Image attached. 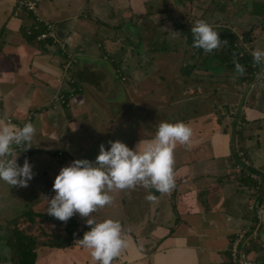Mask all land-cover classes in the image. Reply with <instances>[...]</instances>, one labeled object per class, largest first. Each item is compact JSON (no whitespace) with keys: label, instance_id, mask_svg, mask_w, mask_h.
Masks as SVG:
<instances>
[{"label":"crops","instance_id":"0c3cea01","mask_svg":"<svg viewBox=\"0 0 264 264\" xmlns=\"http://www.w3.org/2000/svg\"><path fill=\"white\" fill-rule=\"evenodd\" d=\"M149 1L38 0V14L54 24V35L39 39L37 31L28 32L36 29L35 13L17 14L18 0H0V122L22 126L30 121L36 129L29 144L13 146L12 155L21 152L17 163L27 158L33 165L32 181L43 172L38 190L50 198L55 175L73 159L93 160L99 144L107 147L109 140L134 147L139 139L151 138L161 121H183L192 134L189 143H177L173 150V185L167 192L139 183L113 188L111 202L90 213L96 221L111 218L122 225L127 243L111 264H233L230 249L240 236L248 256L264 264V84L246 89L243 76L231 80L221 74L227 80L220 83L209 75L207 86H192L187 98V79L176 74L171 77L176 83L161 81L160 75L149 88L148 37L142 29L149 21ZM130 38L133 43L127 42ZM99 47L103 60L98 59ZM76 51L80 55L70 65L68 54ZM217 58L212 57L210 66L196 61L192 68H217ZM159 66L166 68L165 63ZM214 81L220 85L214 87ZM172 85L181 86L177 94L162 88ZM149 90L160 106L167 103L172 111L157 114L159 105L142 100ZM61 93L68 95L69 104L53 102ZM178 101L181 106L174 109ZM228 105L233 107L226 111ZM238 116L240 129L234 123ZM240 151L249 160L243 169H237ZM5 183L0 203L10 206L4 211L0 205V211L10 213L15 204ZM148 192L156 199L147 200ZM78 215L69 219L76 216L87 231V218ZM82 235L62 239L61 247V240L41 243L34 264H99L81 245Z\"/></svg>","mask_w":264,"mask_h":264},{"label":"rangeland","instance_id":"374dc122","mask_svg":"<svg viewBox=\"0 0 264 264\" xmlns=\"http://www.w3.org/2000/svg\"><path fill=\"white\" fill-rule=\"evenodd\" d=\"M147 8L148 16L146 15L145 17L149 21H147L148 23H146V25H144L142 29H144V34L148 37L145 40V44H147L148 46V54L146 55V57L150 65L147 69H145V73L148 72L150 74V77L152 76L149 80V88H151V86L155 84L157 85V83L154 81L160 75H163L164 78L161 79V81L164 80L165 82L172 84L176 83V80L175 82L171 80L172 75L176 79V74H179L181 80L186 77L187 80H183V82L186 83L184 89L186 97L191 98L192 86H195L197 88L201 86L206 87V82H208L206 78L210 77L209 75L214 77L212 80L215 79L217 80V82L220 83L224 82L226 79L222 78L221 74L222 76L226 74L228 76V79L231 80L242 76H249V71L244 73L243 71H241L240 73L237 72L238 70L236 68V64H239L240 68H242L243 70L246 67L236 62V60L232 58L233 52L230 53L231 60H223V58H225L228 52L231 51L232 47V45H229L228 47L224 46L225 39H221L220 45L211 50L210 52H204L202 56H199L198 54H195V57L193 56L194 49L187 42L188 36L186 34V29L191 30V26L196 20L203 19L209 24H211L212 27L218 32V36L222 31L225 30L235 33L237 37L236 39L239 38V42L243 45V47H246L245 51L249 52L248 55L251 54L253 48L264 49V0H184V2H180L177 0H150L147 4ZM170 31H173L175 33L173 34ZM247 33H250V39L246 38ZM102 40H104V38ZM130 41L131 43H133V38H130L127 42L129 43ZM248 49H250V51ZM79 52L76 51L75 53H73L74 56L80 55ZM97 54L99 56L98 59H104V51L101 47L98 48ZM107 55L110 56V54L108 53ZM217 55H219V57L215 59V63L219 62V66L217 68H213V65L208 70L205 69L206 66L205 68L203 67L201 69L192 68L193 63H195L196 61L201 62L203 59V61L205 62L204 64L210 66V61H212V57H217ZM107 60H111V57ZM159 63H165L166 68H159ZM184 67L189 68L191 73H183L182 68ZM218 69H220V71ZM194 73H197L195 75H199L202 80L200 82L194 81L192 85V75H194ZM142 80L143 82H145L144 78H142ZM249 80L250 78H247L244 80L245 83L242 82L243 86L246 89H250V86L248 84ZM116 81L121 84L120 77H116ZM263 84L264 80L261 85L257 87L261 88ZM219 85V83L217 84L214 81V87ZM187 86H189L188 89ZM180 87V85H172L164 86L162 88H166V92L172 89L174 91L173 93L177 94L179 92ZM145 98L147 99V104L160 106L159 101L153 98V95L151 94L150 90L147 94L143 95L142 100H145ZM122 99H124V97H122ZM228 100H230V98H228L227 101ZM127 105L131 106V104ZM130 106L125 107V109H127L129 113L131 112ZM179 106H181L180 101L174 104V109ZM170 107L171 106H169V104L165 103L164 105L158 107L157 114H159L161 117L166 116L169 112L172 111ZM231 107H233V105H228L226 109L225 107L223 108L226 111H229ZM188 110H190V112L192 111V105L189 106ZM234 118V123H237L235 124L236 127L240 129V127L242 126V123H240V116ZM132 122H137V119L133 117ZM239 147L240 144L236 143V150ZM20 153L21 152H16V154H18L16 160L20 159ZM16 154H13L12 156L15 157ZM42 162L44 167L50 168L46 161ZM244 167L245 165H243V168ZM40 168V166H37L38 172H40ZM42 173L43 172H41V174H38L39 177H35V181H29L26 187L12 186L5 183L7 187L4 188L10 189L9 200H11L15 204V207L12 209L13 212L10 213L0 211V264H19L17 260L18 256L14 255V247L12 249L11 240L12 236L14 237L13 242L19 239L21 240L26 238L21 237L17 229L18 226L22 227L25 224L29 223L28 215L26 212L24 214V210H31L32 214L30 216H33V218L36 219L34 222V227L32 224V226H30L31 228L28 227L29 229L28 232L26 231V233L30 234L31 239L37 240V249L41 246V242L43 241H62V239L66 241L74 234L78 233L80 235L81 233L83 234L85 232L81 229L82 223H79V220L76 216L74 219H72L73 221L71 219H68L66 222H61L48 215L46 209L42 208L43 206L45 208L47 207L45 201L47 197L45 195L43 196L42 191L38 190L40 182L39 179L41 178ZM2 182L3 181H0V193L3 189L1 187ZM0 205L4 206V211L10 206L8 203H5L3 201L0 203ZM27 205L30 206L28 208H23V212L17 211L20 206ZM53 219L55 220L53 221ZM56 222L59 223L58 226L57 224L55 225ZM72 232H74V234ZM14 233L16 236L13 235ZM22 233H24V231ZM18 235L20 238H17Z\"/></svg>","mask_w":264,"mask_h":264},{"label":"clouds","instance_id":"9594fccd","mask_svg":"<svg viewBox=\"0 0 264 264\" xmlns=\"http://www.w3.org/2000/svg\"><path fill=\"white\" fill-rule=\"evenodd\" d=\"M191 33L193 48L210 52L221 43L218 32L203 19L194 21ZM251 54L254 62H264V49H253ZM236 68L243 71L239 64ZM35 131L30 121L22 126L0 122V181L26 187L33 178L29 160L25 158L18 164L17 155L13 157L12 152L14 145L29 144ZM191 134V128L183 121H161L151 138L139 139L134 147L120 140L107 141V147L105 143L99 144L93 160L73 159L59 169L51 186L53 195L47 198V214L61 222L74 214L86 217L85 223L90 227L79 239L81 245L90 250L94 261L111 264L127 243L122 225L111 218L96 221L90 218V213L111 202L109 190L113 188L125 189L139 183L167 192L173 185V150L177 143H189ZM145 198L156 199L152 192Z\"/></svg>","mask_w":264,"mask_h":264},{"label":"built area","instance_id":"2783aa9c","mask_svg":"<svg viewBox=\"0 0 264 264\" xmlns=\"http://www.w3.org/2000/svg\"><path fill=\"white\" fill-rule=\"evenodd\" d=\"M37 5L38 0H18V5L16 9V13H23L25 11L30 12L33 11L36 16V29L35 30H29V33H36L38 32V38L43 39L49 36H53V28L54 24L52 22H49L48 20L44 19L42 16L38 14L37 11ZM239 38L234 43V46H238L240 48V56H244L246 53L245 48L243 45L239 42ZM59 45L64 46L63 43H59ZM248 48V47H247ZM252 49V48H250ZM250 49H248L250 51ZM254 49V48H253ZM252 53V52H251ZM252 55V54H251ZM68 63L71 65V63L76 61V56L74 54H68ZM251 68L249 71V78L248 84L250 86V89L256 88L257 86H260L261 83L264 80V62H251L250 63ZM245 83V82H244ZM68 95H73V90L68 91ZM68 95L65 93L58 94L53 98V102L58 103L60 105L69 104L67 101ZM228 118L231 116L228 115ZM249 163V160L244 152L240 151L239 153V162L237 164V168L243 169V165H246ZM254 176V175H253ZM241 237V236H240ZM240 237L237 238V240L234 242V244L231 246L230 249V255L231 259L233 261V264H258L255 260H253L250 256H248V253L246 252L245 248L241 245L240 246ZM244 244H249V242L246 240Z\"/></svg>","mask_w":264,"mask_h":264},{"label":"trees","instance_id":"16d2710c","mask_svg":"<svg viewBox=\"0 0 264 264\" xmlns=\"http://www.w3.org/2000/svg\"><path fill=\"white\" fill-rule=\"evenodd\" d=\"M186 29V28H185ZM186 34H187V42L190 46H192V33L191 30L186 29ZM250 33H247L246 38H249ZM33 38V36L31 37ZM220 39H225V44L224 46L228 47L229 45H232L231 51L228 52V54L223 58L224 61L226 60H231V55L230 53L233 52L232 58L236 60V62L242 64L246 68L243 70L244 72L250 71L251 65L250 63L253 62L252 55H248L249 53H246L244 56H240V48L238 46H234V43L237 41V37L234 33L231 31L225 30L222 31L219 35ZM194 49V57L196 56L195 54H198L199 56H202L205 51L199 48H193ZM219 57V55H217ZM204 62V61H201ZM190 67V66H189ZM186 68V70H185ZM183 73H188L190 74V69L185 67ZM245 79L249 78V76H245ZM195 80L197 82H200L202 79L199 75H195ZM245 122V121H244ZM16 236V235H14ZM17 243L14 244V254H17V260L19 264H34L35 257L37 255V250L34 249L36 244L34 243V246H30V243L28 241H16ZM33 242V240H31ZM65 241H61L57 246L61 247L64 246ZM17 247V248H16ZM20 254V255H19Z\"/></svg>","mask_w":264,"mask_h":264},{"label":"flooded vegetation","instance_id":"af4514ba","mask_svg":"<svg viewBox=\"0 0 264 264\" xmlns=\"http://www.w3.org/2000/svg\"><path fill=\"white\" fill-rule=\"evenodd\" d=\"M25 214V213H24ZM27 215H28V221H29V223L28 224H25L24 226H22V227H20V226H18L17 227V229H18V233H19V235L21 236V237H26L25 239H19V240H16V241H28L29 243H30V246H34L33 244L35 243L36 245H37V240L36 239H31V236H30V234H28V233H26V231L28 232V229L29 228H31L30 226H32V224H33V227H34V222H35V218H33V216L31 217L30 215L31 214H29V213H27ZM35 219V220H34ZM32 220V221H31ZM34 220V221H33ZM29 227V228H28ZM24 231V233H22ZM13 235H15V233L13 234ZM19 235L17 236V238H20L19 237ZM14 237L12 236V240H11V246H12V249H13V247H14V244L15 243H17L16 241H14L13 242V239ZM31 240H33V242H31ZM40 243V242H39ZM41 243H47L46 241H43V242H41ZM34 249H37L36 248V246H35V248ZM14 255H17V254H14ZM18 259V258H17Z\"/></svg>","mask_w":264,"mask_h":264}]
</instances>
